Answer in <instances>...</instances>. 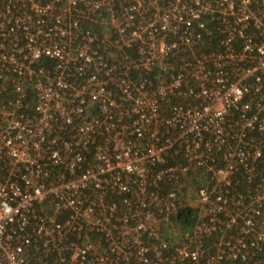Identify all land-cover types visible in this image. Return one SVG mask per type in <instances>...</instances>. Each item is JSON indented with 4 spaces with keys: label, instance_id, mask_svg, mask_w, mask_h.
<instances>
[{
    "label": "built area",
    "instance_id": "2783aa9c",
    "mask_svg": "<svg viewBox=\"0 0 264 264\" xmlns=\"http://www.w3.org/2000/svg\"><path fill=\"white\" fill-rule=\"evenodd\" d=\"M233 262L264 264V0H0V264Z\"/></svg>",
    "mask_w": 264,
    "mask_h": 264
},
{
    "label": "trees",
    "instance_id": "16d2710c",
    "mask_svg": "<svg viewBox=\"0 0 264 264\" xmlns=\"http://www.w3.org/2000/svg\"><path fill=\"white\" fill-rule=\"evenodd\" d=\"M105 14V13H104ZM100 27L98 26L96 28V31L99 30ZM170 186L174 184V182L168 183ZM196 210L194 208H187L184 210H181L178 212L174 217H172L173 223L178 226L181 229H189L196 218ZM163 235L170 241L172 242L173 239L175 238L173 235V230L170 229L169 226H166V228L163 229ZM209 246V245H208ZM232 264H239V262H233Z\"/></svg>",
    "mask_w": 264,
    "mask_h": 264
}]
</instances>
